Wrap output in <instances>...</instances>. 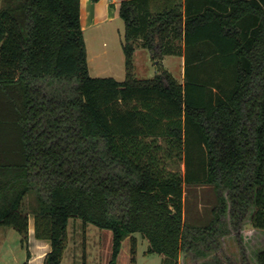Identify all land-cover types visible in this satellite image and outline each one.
<instances>
[{"label":"trees","instance_id":"trees-1","mask_svg":"<svg viewBox=\"0 0 264 264\" xmlns=\"http://www.w3.org/2000/svg\"><path fill=\"white\" fill-rule=\"evenodd\" d=\"M120 17L124 81L90 74L81 0H0V226L27 247L32 213L45 264L77 218L112 231L110 264L136 233L163 264H264L242 235L264 233V0H124ZM139 46L184 56V82L136 78ZM201 184L217 204L196 226L185 186Z\"/></svg>","mask_w":264,"mask_h":264},{"label":"rangeland","instance_id":"rangeland-1","mask_svg":"<svg viewBox=\"0 0 264 264\" xmlns=\"http://www.w3.org/2000/svg\"><path fill=\"white\" fill-rule=\"evenodd\" d=\"M100 30L101 31H99V33L96 30L92 29H89L85 32L90 74L94 77L96 75L116 76L119 80H124L126 75V65L124 56L125 53L122 48V43L124 42L125 23L122 19L118 20V22H116L113 27L111 36H105L104 28H100ZM93 34H97L96 38L98 40L95 42ZM139 48L141 47L139 46ZM95 51H101L102 54L100 55V57H96ZM150 54V52L142 51V53L137 54L138 56L136 55L138 63V66H135L134 63V72L136 78H153L159 72L158 65H161V68L168 70L178 79V81L183 82L184 78L180 60L176 59L170 61L169 58V61L167 62L168 64L166 66L165 62L162 61V59L157 65ZM167 166L170 170H179L182 173L185 169L184 162L180 160L178 161L176 159H168ZM216 204L217 194L214 189V185L201 184L196 186H185V220L189 224L196 226L207 225L212 219V209L216 206ZM69 228L71 235L76 237L75 239L78 242V246L81 247L82 253L79 256L81 264H84L86 244L89 251L88 262L90 264H96L97 254L95 253V242H97L100 233L105 229H100L92 224H85L84 221L79 218L72 219L70 221ZM244 229L245 230L242 233L244 245L248 252V256L254 262L257 251L264 245V233L253 229L250 225H247ZM108 232L110 233L109 235L112 234L111 237H113L112 231L108 230ZM134 235L138 237L136 246L137 251L133 253L132 243L131 241L127 240L124 245L121 264H163V259L160 255H147L146 251L149 246L147 239L143 238L140 233H136ZM110 251L113 252L112 249H110ZM224 251L226 255L230 256L233 259H236L239 256V252L237 249V240L234 235L230 238H227L224 242ZM130 254L132 259L130 257ZM109 258L112 259V254L109 255ZM71 263L76 262L71 260ZM190 263L192 264V262Z\"/></svg>","mask_w":264,"mask_h":264},{"label":"crops","instance_id":"crops-1","mask_svg":"<svg viewBox=\"0 0 264 264\" xmlns=\"http://www.w3.org/2000/svg\"><path fill=\"white\" fill-rule=\"evenodd\" d=\"M123 1L124 0H100L99 2H93L92 0H81V23L84 30V35L85 32L89 29L96 30L99 33V31H101L100 28H104L105 36L108 35L111 36L114 25L116 24V22H118V20L121 19L120 6ZM97 34L96 35L93 34L94 42L98 40L96 38ZM122 48H123V43H122ZM142 51L149 52L145 48L137 47L134 54L135 66H138L136 55L142 53ZM95 53H96L95 54L96 57H100V55L102 54L101 51L100 52L95 51ZM169 58L170 61L176 59L180 60V63L182 65L183 78H184V64H185L184 56H165L162 61L165 62L166 66L168 64L167 62L169 61ZM95 77H114L117 80H119L116 76L96 75ZM125 79H126V75H125ZM124 80H119V81H124ZM69 227H68L69 243L65 250L64 258L61 264H81V260L79 256L81 255L82 250L81 247L78 246V242L75 239L76 237L71 235ZM109 234L110 233L108 232V230L105 229L100 233L97 242H95V246H96L95 253L97 254L96 264H110L111 262L109 255L112 254L110 249H112L113 251V237H111L112 234L111 235ZM21 238H22L21 235L13 228L0 226V264H24L26 261H28L29 264H45L46 256L48 255V253L52 251V243L48 239H39L36 237L35 216L32 213L29 214V236H28L27 247H24L22 245ZM137 238L138 237L136 235L127 236V238H125L122 244L121 252L118 256L117 264H121V258L123 256L125 242L127 240L131 241L133 248L135 247L137 249L136 247L138 242ZM87 247L88 246L86 244L84 264H90L88 262L89 251ZM28 252L30 253V257H28ZM147 255L152 256L153 254L152 255L147 254ZM71 260L75 261L76 263H71Z\"/></svg>","mask_w":264,"mask_h":264}]
</instances>
